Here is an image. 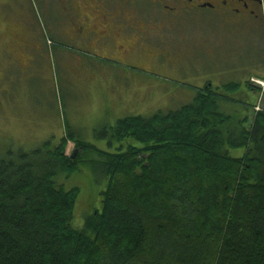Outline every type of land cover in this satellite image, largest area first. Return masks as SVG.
<instances>
[{
	"label": "trees",
	"instance_id": "obj_1",
	"mask_svg": "<svg viewBox=\"0 0 264 264\" xmlns=\"http://www.w3.org/2000/svg\"><path fill=\"white\" fill-rule=\"evenodd\" d=\"M229 99L206 88L104 124L110 150L67 130L59 145L0 158V264H264V110L247 125L225 112ZM79 163L104 185L81 227L80 188L63 176Z\"/></svg>",
	"mask_w": 264,
	"mask_h": 264
},
{
	"label": "rangeland",
	"instance_id": "obj_2",
	"mask_svg": "<svg viewBox=\"0 0 264 264\" xmlns=\"http://www.w3.org/2000/svg\"><path fill=\"white\" fill-rule=\"evenodd\" d=\"M43 2L0 0V158L11 151L40 148L47 142L59 145L67 130L110 150L108 141L97 138V128L104 124L114 126L127 115L151 116L160 110L190 104L207 81L212 82L219 95L230 97L223 106L225 112L240 119L248 116L247 125L253 122L256 113L264 110V39L259 46L252 47L262 60L257 56L246 57L241 63L227 56L215 60L206 49L200 48V56L190 53L189 60L184 59L186 68L181 73L177 72L179 68H172L174 71L157 68L156 74L151 75L92 59L78 67L79 76L71 77L76 62L61 64L56 58L57 48L53 45H59H52L50 37L52 14ZM24 18L30 19L34 30L39 32L42 44L38 56H45L34 64L22 56L17 37L12 34L19 29L14 23L19 24L18 19ZM9 24L14 26L9 29ZM176 36L180 37V30ZM175 42H179L180 50V39ZM231 48L233 54L236 44ZM231 54L229 57L233 58ZM229 82H241L239 90L227 93L223 85ZM66 150L68 154L76 152V157L81 153L72 141ZM243 152L238 149L232 153L242 156ZM79 164V173L63 175L66 187L80 188L74 210L77 227L83 226L86 213L100 206L104 187L87 167Z\"/></svg>",
	"mask_w": 264,
	"mask_h": 264
},
{
	"label": "flooded vegetation",
	"instance_id": "obj_3",
	"mask_svg": "<svg viewBox=\"0 0 264 264\" xmlns=\"http://www.w3.org/2000/svg\"><path fill=\"white\" fill-rule=\"evenodd\" d=\"M43 1L52 14L50 37L52 45H59H53L56 58L61 64L76 62L71 77L79 76L78 67L92 59L151 75L157 68H179L181 73L186 68L184 59L189 60L190 53L200 56V48L215 60L226 56L240 63L249 56L263 59L252 47L264 39V0ZM18 21L14 25L19 29L12 34L22 56L30 64L44 59L38 56L42 44L39 32L30 19ZM10 24L9 29L14 26ZM178 30L180 37L176 36ZM179 39L180 50L175 42ZM206 88L219 94L210 81L199 91Z\"/></svg>",
	"mask_w": 264,
	"mask_h": 264
},
{
	"label": "water",
	"instance_id": "obj_4",
	"mask_svg": "<svg viewBox=\"0 0 264 264\" xmlns=\"http://www.w3.org/2000/svg\"><path fill=\"white\" fill-rule=\"evenodd\" d=\"M76 157V152H75V154H73V158H75Z\"/></svg>",
	"mask_w": 264,
	"mask_h": 264
}]
</instances>
